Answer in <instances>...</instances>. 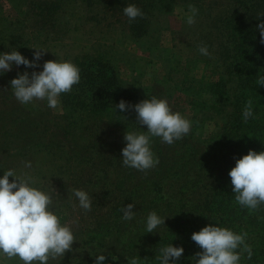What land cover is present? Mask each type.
I'll return each mask as SVG.
<instances>
[{
    "label": "trees",
    "instance_id": "trees-1",
    "mask_svg": "<svg viewBox=\"0 0 264 264\" xmlns=\"http://www.w3.org/2000/svg\"><path fill=\"white\" fill-rule=\"evenodd\" d=\"M7 1L19 18L10 19L0 9V52L17 48L31 56L34 45L50 50L53 29L65 25L72 30L76 9L83 8L84 12L93 14L102 6L121 12L127 4L125 0ZM169 1L174 2L159 0ZM235 7L238 10L232 9L220 26L226 49L223 72L216 81L184 78L182 88L193 109L191 131L171 145L154 137L152 150L159 164L147 172L122 166L124 133L140 129L135 125L134 111L118 114L112 105L121 99L135 104L155 95L167 99L173 111H177L172 103L173 95L157 88H147L140 95L126 88L117 65L106 53L87 52L71 60L80 68L81 79L71 92L61 95L63 116L37 112L33 103L15 104L6 113L11 116L10 124L16 127L14 134L26 145L27 153L25 148L21 153L29 157L41 176L49 170L48 164L62 165L74 180L79 178L71 189L80 188L91 194V211L81 210L87 214L83 219L89 220L83 229L87 236L85 244H91L93 249H105L119 245L118 239L125 238L120 242L117 259L113 261L109 256L107 264H127L133 256L141 259L140 264H156L158 248L169 243L184 248L179 264H192L191 258L201 249L191 240V235L210 223L246 232V242L251 245L253 255L248 258L244 253L241 264H264V205L255 211L239 206L228 176L235 166L233 157L240 158L249 149L264 151V86L257 83L258 75H264V47L259 32L250 23L251 18L248 19L256 7L264 8V0H238ZM140 8L144 12V7ZM67 9L75 13L70 14ZM82 13H79L78 30L87 16L86 12V16ZM147 19L144 13L142 18L130 22L136 39L148 36ZM1 99L4 105L9 101V97ZM249 101L255 118L245 122L242 109ZM207 123H214L219 131L215 138L203 140L199 131ZM140 127L147 131L146 126ZM43 179L46 181L43 183L49 181L48 176ZM42 186L49 191L45 184ZM50 187L59 195L53 193L54 211L66 219L64 213L71 211L72 206L64 187L53 184ZM133 202L135 219L123 221L121 209ZM151 211L166 218L158 233L144 231V218ZM86 264H93V259H88Z\"/></svg>",
    "mask_w": 264,
    "mask_h": 264
},
{
    "label": "clouds",
    "instance_id": "clouds-1",
    "mask_svg": "<svg viewBox=\"0 0 264 264\" xmlns=\"http://www.w3.org/2000/svg\"><path fill=\"white\" fill-rule=\"evenodd\" d=\"M122 11L129 22L144 16L143 10L135 3H127ZM198 12L194 5L188 6L185 16L188 25L195 24ZM258 21L256 30L264 43V16ZM32 49L35 51L31 60L17 48L0 52V76L23 66L26 70L18 71L9 82L15 99L24 105L35 100L46 101L50 109H56L61 95L71 92L73 86L79 84L81 70L71 60L59 58L44 61L41 66L39 62L49 51ZM197 51L202 56L212 57L206 44L198 45ZM257 83L264 86V75H258ZM112 106L118 114L127 111L136 114L135 125L140 130H126L120 160L122 166L140 172H147L159 164L152 150L154 137L171 145L187 136L192 128V122L179 111H173L167 99L155 95L135 104L121 99ZM242 118L245 122L255 118L251 101L242 109ZM140 126H146L147 131L141 130ZM233 159L235 166L230 169L228 176L234 200L242 208L255 211L264 205V151L249 149L246 155ZM32 169L31 161L23 162L19 174L13 168L0 169L3 172L0 175V264H6V259L13 258L21 264H49L52 260L64 258L66 252L74 251L73 244L77 241L73 228L67 222L61 223V216L54 211L56 200L53 193L59 195L54 188L48 191L43 186H37ZM10 177L13 178L11 182ZM67 200L74 209L84 212L92 209V196L84 189H71ZM135 206L134 202L123 206V221L135 219ZM165 220L156 211L149 212L143 221L144 231L158 233L157 230L165 226ZM191 240L201 249L191 258L192 264H241L244 253H247L248 258L253 255L251 245L246 242V232H236L217 223H210L200 231L193 232ZM106 251L95 254L89 252L93 264H107L109 256L113 261L117 259L111 253L105 255ZM183 253L182 246L169 243L158 248L154 260L156 264H179ZM140 261L139 257L133 256L128 258L127 264H140Z\"/></svg>",
    "mask_w": 264,
    "mask_h": 264
},
{
    "label": "rangeland",
    "instance_id": "rangeland-1",
    "mask_svg": "<svg viewBox=\"0 0 264 264\" xmlns=\"http://www.w3.org/2000/svg\"><path fill=\"white\" fill-rule=\"evenodd\" d=\"M127 3H135L138 7H144V13L149 18L146 23L148 36L142 39H136L128 18L123 15L120 9L110 10L100 6L93 14L83 11V8L69 10L74 11L76 21H73L72 30L63 25L59 29H53V41L49 42L51 47L49 54L43 56L39 62L41 66L44 61L72 60L79 54L84 53H106L113 59L114 64L120 72V80L124 86L142 95L147 88H157L166 93L172 94V103L174 107L189 120L192 116L191 99L184 93L182 83L184 78L198 81H216L223 72V62L225 56V47L220 26L222 21L228 16L232 9H236L235 3L238 0H174V2L161 3L159 0H125ZM0 9L4 16L10 19L19 18L18 12H15L7 0H0ZM194 5L198 10L196 22L193 25L186 23V13L188 6ZM82 7V6H80ZM83 11V13H82ZM86 17L80 23L79 30L77 26L80 22V14ZM1 14V11H0ZM264 16V8L256 7L252 17L248 19L252 25L257 27L259 18ZM73 19V18H71ZM92 19V20H90ZM75 22H78L77 24ZM145 25V24H144ZM261 42V37L258 34ZM209 46L212 57L202 56L198 53L197 47L200 44ZM264 47V43L261 42ZM32 48H38L33 46ZM3 50L2 52L9 51ZM22 55L33 58L31 54L24 50H18ZM221 66L218 68L217 66ZM26 69L21 66L14 68L13 71L0 76V169L13 168L18 174L24 161H30L29 157L21 153L26 145L23 139L17 138L14 134L16 127L10 124L11 116L9 112L15 104H20L10 91L9 82L16 77L17 72H23ZM42 70V69H38ZM31 72V69H27ZM178 88V90H177ZM181 88V89H179ZM1 97H9V101L2 103ZM37 112L48 113L55 117L63 116L62 99L56 109H50L46 101L35 100L32 102ZM21 105V104H20ZM13 110V109H12ZM46 119H49L46 115ZM219 128L213 123H207L203 130L199 131V137L203 140H209L217 136ZM41 165V160H40ZM45 175L41 176L34 168L32 176L37 183L45 184L49 191L52 190L50 184L54 187H64L65 195L68 198V191L71 185L78 179H73L72 174L66 171L62 165L50 166ZM36 171V172H34ZM0 175L3 172L0 171ZM48 176L49 181L43 183V177ZM10 182L13 178H9ZM49 183V184H48ZM70 195V192H69ZM67 207V206H66ZM64 209H68V208ZM63 209V208H62ZM63 211V210H62ZM66 219H61V223H69L73 228L76 241L73 244V250L66 252L64 258L52 260L49 264H86L91 254L106 251L105 255L111 253L118 256L125 238H120L119 245L115 244L105 249H98L86 245L87 236L84 234V227L88 224V219H83L87 214L72 207L71 211L64 213ZM117 240V241H118ZM112 244V242H111ZM78 249V250H77ZM77 250V251H75ZM117 253V254H116ZM6 264H21L13 258L6 259Z\"/></svg>",
    "mask_w": 264,
    "mask_h": 264
}]
</instances>
